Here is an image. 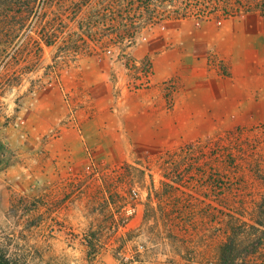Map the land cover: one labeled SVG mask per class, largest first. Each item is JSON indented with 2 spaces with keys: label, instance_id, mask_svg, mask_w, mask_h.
I'll return each instance as SVG.
<instances>
[{
  "label": "rangeland",
  "instance_id": "rangeland-1",
  "mask_svg": "<svg viewBox=\"0 0 264 264\" xmlns=\"http://www.w3.org/2000/svg\"><path fill=\"white\" fill-rule=\"evenodd\" d=\"M32 1L0 0V250L10 263L222 264L232 240L235 264H264L257 3L234 4L228 18L222 9L167 17L121 50L80 35L89 8L81 14L79 0L49 1L35 34ZM40 32L53 44L39 47ZM77 41L84 51L76 56L67 48ZM53 93L66 115L35 137V109L44 112ZM97 107L123 127L111 147L106 136L97 146L95 127L80 122ZM69 139L83 155H62ZM51 150L50 171L41 160L32 176L30 158Z\"/></svg>",
  "mask_w": 264,
  "mask_h": 264
},
{
  "label": "trees",
  "instance_id": "trees-1",
  "mask_svg": "<svg viewBox=\"0 0 264 264\" xmlns=\"http://www.w3.org/2000/svg\"><path fill=\"white\" fill-rule=\"evenodd\" d=\"M49 1L56 0H33L31 3L29 14L37 17V21H35L36 25L33 26L35 27V34L41 29L43 30V27L38 29L37 23L40 20L42 10L45 9ZM57 1L60 3L65 0ZM80 1H83L82 9L79 11L81 14L84 12L85 8H89L86 14L80 19L82 23H80L82 30L80 35H84L82 32L90 33L91 35L89 36H91L97 44L101 45V47H106L112 43L119 49L124 50L127 47H131V44L137 39V35L144 28L167 17L180 19L187 17L189 11L197 12L202 10L203 12L208 11V13H210L222 9L224 18H228L235 13H231V7L233 8L234 4L242 6L244 0H107L111 7L108 11L103 10L102 3L104 4V0H79V2ZM249 1L252 2V4L257 3L255 8L264 13V0ZM178 3H180L181 6L179 5L178 9L173 12L161 9L163 5L172 6V4H174L176 6ZM250 6L244 7L245 12L251 10ZM240 9L241 8H236L235 10ZM77 16L79 17V13H77ZM84 20L89 21V24L85 26L83 23ZM44 35V33H41V37L38 38L37 45L39 47L53 44L46 41ZM26 40L32 43L35 42L33 35H29ZM79 44L80 43L77 41L71 47L67 48V50H72L77 56L84 51L82 45ZM236 251L237 248L234 245V241H229L223 248L222 264H235V260L238 259ZM0 263L11 264L1 250Z\"/></svg>",
  "mask_w": 264,
  "mask_h": 264
},
{
  "label": "crops",
  "instance_id": "crops-1",
  "mask_svg": "<svg viewBox=\"0 0 264 264\" xmlns=\"http://www.w3.org/2000/svg\"><path fill=\"white\" fill-rule=\"evenodd\" d=\"M99 93L96 95H93L87 99L90 100H96L99 98ZM103 101H105V104H109L110 102V97L109 94H104L103 93ZM52 99H50V103H46L48 106L45 108L44 107V112L40 111L39 109H35V117L32 119L34 120L33 123L31 124V128L34 133V136L37 137L39 136L41 133L47 131L49 128H53L56 127L58 125V122L60 121V119L62 117H64V115H66V110L63 108L62 106V102L60 100V97H58V95H56L55 93H53V96L51 97ZM87 99H83L86 102ZM104 104V103H103ZM59 107L58 108H55ZM62 106V107H61ZM55 108V109H54ZM57 109V110H56ZM98 109V114L96 111H94L95 113L92 114H88L86 115L85 111L80 112L81 113V118H80V122H82V126L85 128V131H91L92 129L95 127V131L97 132L98 136H99V143H96V145L98 146V144H100L101 147L104 146V137L106 136V141H107V147H111L110 146V140L112 141V144H114V141L116 139V137L119 135V138L121 139V134H119L118 131L121 130V128L123 129V127L116 122L115 120V114L113 111H107L106 113H104V115H102L103 113L100 112L99 107H97ZM93 130V131H94ZM112 138L110 139L111 135ZM88 137H90L88 135ZM92 142H96V138L95 137H90ZM36 144V143H35ZM55 143L50 142L49 145H54ZM93 144V143H92ZM64 148L62 150V155H64L65 157H70L74 159V157L76 156L77 153H81L83 155L84 153V147L83 144L78 141H76V139L74 140H68L63 144ZM122 145V144H121ZM39 146V145H37ZM99 146V147H100ZM56 153L53 152V150H51L49 153L46 152L42 157L39 156V152H37L34 157L30 158L31 159V164L33 165V175H38L42 170H40V166L38 163H40L41 160L44 161L45 163V170L50 171L49 167L52 166L53 163V156ZM61 155V156H62ZM63 157V156H62ZM64 157V158H65ZM38 164V165H36Z\"/></svg>",
  "mask_w": 264,
  "mask_h": 264
},
{
  "label": "built area",
  "instance_id": "built-area-1",
  "mask_svg": "<svg viewBox=\"0 0 264 264\" xmlns=\"http://www.w3.org/2000/svg\"><path fill=\"white\" fill-rule=\"evenodd\" d=\"M132 198H135V199L139 198V193H138L137 190H133V191H132ZM134 211H135V207H134L133 205H130V206L127 208V212H128L129 214H131V213L134 212Z\"/></svg>",
  "mask_w": 264,
  "mask_h": 264
},
{
  "label": "water",
  "instance_id": "water-1",
  "mask_svg": "<svg viewBox=\"0 0 264 264\" xmlns=\"http://www.w3.org/2000/svg\"><path fill=\"white\" fill-rule=\"evenodd\" d=\"M0 264H3V263H0Z\"/></svg>",
  "mask_w": 264,
  "mask_h": 264
}]
</instances>
